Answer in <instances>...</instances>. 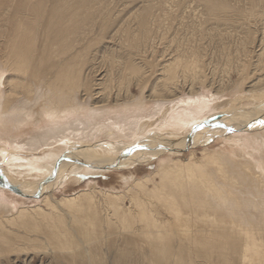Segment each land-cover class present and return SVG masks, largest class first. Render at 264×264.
Returning a JSON list of instances; mask_svg holds the SVG:
<instances>
[{
  "label": "rangeland",
  "instance_id": "rangeland-1",
  "mask_svg": "<svg viewBox=\"0 0 264 264\" xmlns=\"http://www.w3.org/2000/svg\"><path fill=\"white\" fill-rule=\"evenodd\" d=\"M19 1L22 0H15L16 3H19ZM25 1L27 2L28 0ZM32 1L35 3L33 14L35 13L34 16L37 20L41 19L40 22L38 21L39 25L41 26V22H44L43 20L46 22L42 24L38 46L33 51L31 50L33 57L34 54L38 56L35 59L32 57L31 64L33 65L34 63L38 71L49 67L50 63H44V55L46 48L51 47V43L45 41L46 39L55 40L56 38V33L53 31L54 23L50 19L55 18V16L56 19L63 16L66 20L64 31H66L67 35L69 34L70 37L72 36L67 42V44L71 45V53L67 52L65 55H57L54 61L62 62L61 65H63L65 70L71 67V69H77L78 66H81V86L77 85L78 88L77 86L71 87V85L63 87V84H59L60 80L55 78L58 69L50 70L49 75L48 73H43L36 77V79L29 76L30 83H32L31 90L33 89L32 93L34 95L32 94L29 96L26 94L27 92L23 90L20 97L18 96V99L22 100V103H17L18 101H16L15 104L14 102L12 103L15 105L14 107H16V103L20 107H27L22 109L17 105V108L20 109L17 110L16 108L17 111L12 107L14 113L11 114L12 116L10 115L11 120L7 121V125H13L11 130H2V125L6 124L4 123V117L2 118L0 116V173H10V177L13 176L22 182L38 183L41 181L42 184H44L47 177L53 175L54 178L51 181H47L46 186H44H53L54 189L52 191L57 197L65 194H73L92 184H96V186L104 189L124 191L129 185H132L136 179L146 176L154 177L155 171L167 161L178 158L189 159L192 154H194L195 159L202 161L204 159L202 149L203 147H207L209 150L221 149L224 151L225 149V151H228L233 157L237 154V159L240 161L244 159V156L249 155L258 164V169L260 168V172L264 175V139L260 138L258 140L257 134H255V132L264 134V123H262L264 122V84L253 87L257 79L261 76L262 78L264 77V54H260L264 51V0H51L53 3H49L51 2L50 0H38V3L37 0H29L30 3ZM54 1L56 3H54ZM2 2L1 4L0 0V6H2L1 8L3 10H6L9 6V2L8 0H2ZM208 3L215 5L226 4L227 6L234 7L236 10H243L244 14L250 11L251 16L247 15L246 17L243 16L242 18L238 17V19L229 20L228 25L224 23H218L219 25H214L213 22L206 23V19L209 16L207 8ZM57 4L58 6L60 5V7L64 5V9L61 11L62 13L60 12V7L56 8ZM54 7L56 8L55 11L53 10ZM84 8H89V11H86ZM72 10H75V13ZM76 13L77 15L80 13L81 16L80 14L77 16ZM45 14H47L46 18ZM92 14H94V16ZM17 16L18 15H16V17ZM14 17L15 16H11L12 21L16 20ZM203 17H205V19ZM142 18L147 23L146 33L142 31L144 28L141 26ZM86 19L88 20L86 21ZM90 20H94V23ZM2 21H0V24H3ZM58 21L59 20H55L57 25ZM84 21H86V26ZM103 28L107 29L104 30ZM1 30L2 28L0 29L2 34ZM82 31H86L83 33V36L81 34ZM10 32H14V29H10ZM43 33L44 35H42ZM80 36L81 38H79ZM77 38L80 41H78ZM244 38L247 39V44ZM75 40L77 41L76 43ZM83 40L86 42H83ZM88 40H91V42L93 41L92 46L90 41L89 43L87 42ZM0 41L3 47L6 46L5 38L2 37ZM79 42H83V44L87 46L83 44L79 45ZM240 42H243V45ZM74 44L77 45L75 46ZM137 44L139 46H137ZM73 46L74 49H78L74 51L72 48ZM81 46L84 47L82 48ZM195 47H199L196 49V52H198V50L201 52V54L198 52L200 54V64L205 65L203 66V70L201 66L198 69L202 70L207 81H204L202 74V80L200 77H196V79L192 80L191 74H188V78L184 80L185 78L181 70V74H179L180 84L177 85L178 88L172 87L176 90L179 89L177 90L178 99L173 100L176 104L173 101L168 103H171L170 105L175 104L171 106L172 109L170 108L171 110L169 111L172 112V114H169V117L175 114L173 118L174 121L171 119L168 121L169 123L166 124L168 118L161 116L162 119L160 118L153 127L146 130V127H142L139 121L142 118H148L154 114L161 113L159 111L163 110L165 106L164 103H156L150 100L149 96L151 89L156 87L163 91L164 94L167 93V95H169L172 93L163 90L165 81H162V79L164 80L166 76V72L163 69L167 68L166 65L168 61L170 60L169 62H171V60H174L173 58L176 57V55L179 56L182 54L183 56H180L183 58L190 59L189 56L192 51H195ZM90 48L92 49L90 50ZM242 49L247 52L245 53ZM85 50L88 51L89 54ZM186 50L189 52H186ZM77 51L78 53H75ZM77 54L79 55L77 56ZM186 54L188 55L186 56ZM224 54H226V56ZM247 54L248 57L246 56ZM81 56L82 59L84 58L83 60ZM227 56L228 58H226ZM128 61H134L138 66L142 65L141 67L144 69L142 75L138 76L132 74L130 72V66H128ZM4 62L5 58L1 57L0 75L3 76L1 84V90L3 91H1L2 96H0V103L6 95V86L3 81L5 79L7 80V78H12L14 74L4 65ZM84 63L85 66H83ZM76 65L77 67H75ZM83 67H85L84 70ZM31 68L33 67L31 66ZM51 76L53 78H50ZM47 78L49 79L47 80ZM192 81L194 85L191 83ZM182 82H184V84H182ZM50 84H52V88H50ZM191 85L195 87V92L202 96L201 99L204 98L201 100L203 103L199 102L203 105V109L201 107V111L196 114H193V104L190 103L191 105L189 104L188 107L186 106L189 103L188 99L191 97ZM220 89L222 90L221 92H219ZM215 92L220 96V98L218 97L219 99H217V97L215 98ZM83 93L86 95L82 96ZM141 93H144L145 96L141 97ZM132 94L137 100H124L125 96L131 97ZM175 95L173 92L171 94V99L175 98ZM71 96H73L72 98L74 99H72ZM104 98L109 100L107 104L101 105L104 104V102L96 103L99 106L93 104L94 100L101 101ZM180 99L181 101H179ZM52 100L55 103L52 102ZM119 100L124 102L119 104L116 102ZM24 103L26 104L24 105ZM30 103L34 104V106ZM154 103L157 104V106ZM48 104H51V106ZM94 106L96 108H94ZM33 107L35 108L33 109ZM134 108H136V110ZM189 108L192 109L190 110ZM27 109H30V111H27ZM182 109L185 112L189 111L187 112L188 115L179 111ZM40 110L45 115H42L41 120L39 118V114L42 113ZM50 110L51 113L49 112ZM52 111L58 114H54ZM84 112L89 116L84 114ZM131 112L132 114H130ZM24 113L26 115H24ZM48 113L54 115L50 118L47 116ZM32 114L34 119L31 121V118H33ZM72 114H75V116H72ZM82 114L84 115L82 116ZM140 114L141 117L139 119L138 116H140ZM14 116L16 117L14 118ZM84 116L86 117L84 118ZM58 118H60V120H58ZM228 118H231L235 123H242V119L244 120L247 118L244 124L247 122V126H249L246 130L230 124H228V127V125H226L229 123ZM27 120L28 122H26ZM130 121H134L136 124ZM176 121H178V123H176ZM77 122L81 123L78 124ZM86 123L90 126L85 125ZM126 123H128V125ZM158 123L164 124L161 125ZM223 126H227L228 128L225 129ZM136 127L138 129H136ZM76 128L79 129L77 130ZM202 129H207V131H209H202L205 133L204 135H206V137H202L205 138L204 141H206H202V146L199 145L196 148H192L193 150L186 149V147L184 148L183 146L178 148L172 147L175 145V141L179 140V136L195 134L197 131L199 133ZM224 130L228 132L226 131L225 134ZM211 133L214 134L211 135ZM154 134L158 136L156 138H151L150 136ZM160 136L161 139H159ZM229 136L233 137L228 139ZM154 146L156 148H154ZM166 147L172 148L165 149ZM88 151L92 153L88 159H95V165L91 167L85 166L86 168L83 169L77 167L81 158L88 153ZM77 152L80 155L84 154L79 158V156L76 155ZM94 155L96 157H94ZM118 157L126 158L129 162L138 160L141 157L142 159H140L139 163L134 165L125 162L121 165H116L119 167L110 169L99 167L100 162L102 164L108 159H113L110 163H114ZM149 157L153 159L148 160ZM65 158L68 160L65 161ZM144 158L147 160H144ZM61 161L63 164L60 167ZM210 169L214 170L215 168L212 166ZM154 180L159 181L158 178H154ZM247 188V193L244 192L245 196L248 197L247 199H249L250 202L255 200L254 202L256 203H248L249 207H236V210L238 213H246L247 227L252 226L260 230V233L255 236L259 238L261 236L264 240V202L261 203V200L259 201L253 195L249 187ZM4 204H6L5 207L1 206ZM22 205H39L46 209L41 197H27L16 191L4 188L2 185L0 186L1 223L4 222L3 224L10 227V224L6 220L7 215L9 216L16 212V209H12V206L17 208ZM255 207L257 208L255 209ZM258 210L259 212H257ZM251 217L256 220V222L254 221V225L249 219ZM43 226L41 227L43 228ZM169 228L178 231L179 226L171 224ZM46 230L49 231V228L47 227L44 231ZM41 234L39 237L41 241L39 239L37 240L35 235L32 236L36 239H32L33 241L23 242L19 240L18 243L20 248L18 247V250L11 249L9 246L3 247V253H0V264L90 263L83 256H77L76 254L68 252V250H61L60 248L53 249L52 246L50 249L42 240L45 232L42 236ZM5 235H7V232H5ZM12 237L15 238L14 235H12ZM111 237H109L110 239L108 238L109 240H103L104 242L97 241L92 244L93 246H91V248L94 255V261H92L94 263L90 264H149L148 257L144 256L147 247L150 246L149 242H141L138 244V238H131L132 236L129 237V235L126 233L124 234L122 231H115ZM177 240L176 238L173 244H175ZM127 246L129 247L128 249L126 248ZM96 249L97 251L98 249L99 251L102 250V252L100 251L101 253H98ZM97 254H100V256ZM237 256H239V254L234 253L232 258L238 259ZM256 258L255 264H264V262L258 259L257 254L255 256V259ZM216 259V261L219 260V258ZM236 264H240L239 260Z\"/></svg>",
  "mask_w": 264,
  "mask_h": 264
},
{
  "label": "bare ground",
  "instance_id": "bare-ground-1",
  "mask_svg": "<svg viewBox=\"0 0 264 264\" xmlns=\"http://www.w3.org/2000/svg\"><path fill=\"white\" fill-rule=\"evenodd\" d=\"M55 1H57V0H55ZM55 1H54V3H56ZM6 2H5V4H6ZM8 2H9V6L7 5L8 8L6 10H3L1 8L2 6H0V21L3 20L2 21L3 24H0V29L2 28V30H1L2 34L0 32V40L2 39V37L6 39V46L3 47L2 44H0V58L1 57L5 58L4 65H6L11 70V72H13L14 74H13L12 78H7V80L5 79L3 81L4 85L6 86V95L4 94L5 97L2 99V102L0 103V116L2 118L4 117V123L6 125H2V130H11L13 125H7L8 124L7 121L11 120L10 115L12 113H14L12 111L13 110L12 107L15 108V110H16L17 105H18L17 103H20V102L22 103V100H20L18 98L20 97L23 90H24V92H27L26 94L29 96H31L33 94L32 93L33 89L31 90L32 83H30V80H29L30 77L29 76L36 79V77H38L39 75H41L43 73H48V75H49L50 70L58 69L57 73L55 74V78L60 80L59 84H63V87L64 86H70V85H71V87L72 86L75 87L77 85L81 86V78H82V73H81L82 67L81 66L77 67V65H76L75 67H77V69H71L72 67L69 66L71 68H68L65 70L63 65H61L62 62L54 61V60H56L57 55L58 56L65 55L67 52H70V50H71V45L67 44V42L69 41V39L72 36L70 37L69 34L67 35L66 31H64L65 30L64 24L66 23V20L63 18V16L62 17L60 16L59 18L56 19V16L54 15L55 18L50 19L54 23L53 31L56 33V38H55V40L46 39L45 42H47V43L50 42L51 47L46 48L45 55H44L45 56V62L44 63H46V64L50 63V64H49V67H46L45 69L38 71V69L35 68V64L34 63H33V65L31 64V59L33 57L31 50L33 51L38 46V43L40 41L41 27H42V24H44L46 21L43 20L44 22H41L42 23L41 26L39 25V22L41 19L37 20L34 16L35 13L33 14V9L35 6L34 1L31 2L32 5L29 2V0L27 2L25 0H22V1H19V3H16L15 0H8ZM2 3L3 2L1 0V4ZM37 3H38V0H37ZM49 3H53V2L51 1ZM42 6H44V5H42ZM52 7H51V9H52ZM59 7H60V5L58 6V4H57L56 8H59ZM56 8L54 7L53 10L55 11ZM207 8H208L209 16L206 19V23L213 22L214 25H219L218 23H224V24L228 25L229 20H234L235 18L238 19V17L242 18L243 16L246 17L247 15L251 16L250 11H247V13L244 14L243 10H240V9L236 10L234 7L227 6L226 4H216L215 5L212 3H208ZM63 9H64V5H63V7H60V12ZM66 9H68V8H66ZM88 9L89 8H87L85 10L87 11ZM66 11H65V13H66ZM70 11H71V8H70ZM72 11H74V13H75V10H72ZM46 13H47V11H46ZM56 13H57V10H56ZM58 13H59V9H58ZM86 13H89V12H86ZM81 14H82V12H81ZM81 14H80V16H81ZM16 15H18V16L16 17ZM46 15L47 14H45V18H46ZM71 15H74V14H71ZM76 15H77V13H76ZM92 15L94 16V14H92ZM11 16H15L14 19H16V20L12 21ZM85 16H87V15H85ZM90 17H91V15H90ZM47 18H48V16H47ZM203 18L205 19V17H203ZM72 19L74 20L73 17H72ZM55 20H59L58 25L56 24ZM87 20L88 19H86V21ZM86 21H84L85 26H86ZM203 21H205V20H203ZM91 22L94 23V20ZM82 23H80V24H82ZM107 25H109V24H107ZM90 26H91V24H90ZM141 26L144 27L142 29V31L146 33L147 32V23L145 22V20L143 18H142ZM105 27H106V25H105ZM107 28H103V29L106 30ZM10 29H14V32H10ZM84 32H86V31H84ZM84 32L83 31L81 32L82 36H83ZM44 33L42 35H44ZM77 36H79V35H77ZM79 38H81V36ZM82 39H83V37H82ZM244 39H246V38H244ZM91 40H88L87 42L89 43V41L91 42ZM78 41H80V40L78 39ZM84 41L85 40H83V42ZM76 42L77 41L75 40V43ZM83 42L82 43L79 42L80 43L79 45H82ZM92 42H91V46H92ZM251 42H252V40H251ZM240 43H242V45H243V42H240ZM246 44H247V39H246ZM74 45L76 46L77 44H74ZM79 45H78V48H79ZM83 45L85 46L86 44H83ZM137 46H139V45L137 44ZM32 47H33V49H32ZM72 48L74 49V46ZM78 48L74 49V51H76ZM193 48H194V46H193ZM197 48H199V47H195V51L191 52V55L189 56L190 59L183 58L182 54H180L182 56L176 55V57L173 58L174 60H171V62H169L170 60L168 61V64L166 65L167 68L163 69L166 72V76L164 77V80L162 79V81H165L163 90H167V91L172 92V93L174 92V95L175 94L176 95H175V98L171 99L172 93L167 95V93L164 94L163 91H161L160 89H158L156 87H153L151 89L150 96H149L150 100H153L156 103H158V102L164 103L165 106L163 105L164 109L159 111L161 113L154 114L152 116H149L148 118H142L139 121V124L144 128L146 127V130L153 127V125L156 124V122L161 118V116H165L166 118H168V120H166L167 121L166 124H168L169 123L168 121H170L171 119L174 118L175 114L172 115V117L171 116L169 117V114H172V112H169V111L172 109L171 106L172 105L174 106L176 104L173 100L178 99L177 98L178 97L177 90H179V89L176 90V89H173L172 87L178 88L177 85L180 84L179 83L180 82V79H179L180 75L179 74H181L180 73L181 70H182L183 77L185 79L182 76L181 77L184 80H186V78H188V74H191V78H193L192 80L196 79V77H200V79L203 77L204 81H207L205 74L202 73L203 66H205V65L200 64L199 56H200L201 52L199 50H198V52H200V54L198 52H196ZM91 49L92 48H90V50ZM190 49H192V48H190ZM87 50H88V48H87ZM78 51L75 53H78ZM243 51H245V50H243ZM3 52H5V53H3ZM37 52H38V50H37ZM86 52L88 53V51H86ZM90 52H92V51H90ZM186 52H189V51L186 50ZM246 52L247 51H245V53ZM248 54H249V52H248ZM248 54L246 55L247 57H248ZM260 54H264V51ZM37 55H39V54H37ZM78 55L79 54H77V56ZM187 55L188 54H186V56ZM224 55L226 56V54H224ZM228 56L226 58H228ZM36 57H38V56H35V54H34L33 58L35 59ZM81 59H82V56H81ZM81 59H79V60H81ZM85 59H87V58H85ZM63 62H64V60H63ZM31 66L33 68H31ZM83 66H85V63ZM128 66H130V72L134 75L140 76L144 72L143 67H141L142 65L138 66V64H135L134 61L133 62L128 61ZM200 66H201L202 70L198 69ZM243 66H244V63H243ZM84 69H85V67H83V70ZM1 70H3V69H1ZM4 71H5V69H4ZM127 71H129V70H127ZM201 74H202V77H201ZM9 76H11V75H9ZM52 76L50 78H53ZM2 79H3V76L0 75V96H2L1 91H3V90H1ZM48 79L49 78H47V80ZM40 80H41V77H40ZM191 83H193V81ZM182 84H184V82H182ZM261 84H264V77L262 78V76L259 79H257V81H255V83L253 84V87H256L257 85H261ZM51 85L52 84H50V86ZM193 85H194V83H193ZM193 85L190 86V90H191L190 96L191 97L189 99L187 98L189 103L188 104L186 103L187 104L186 106L188 107L190 103L193 104L194 112L193 111L192 112H193V114H196L197 112L201 111V107L203 105L200 104L199 102L203 103V101H201V100L204 98L201 99L202 96L197 94V92H195V87ZM43 86H44V84H43ZM47 86H49V85H47ZM78 86H77V88H78ZM52 87L53 86H51L50 88H52ZM42 88H45V87H42ZM221 89L219 92L222 91ZM66 90H68V89L66 88ZM167 91H165V92H167ZM47 92H48V90H47ZM68 92H69V90H68ZM83 92H84V90H83ZM216 92H215V98L217 97V99H219L220 96ZM38 95H37V97H38ZM85 95H86L85 93L82 94V96H85ZM140 96L144 97L145 95H144V93H141ZM50 97H51V95H50ZM72 97L73 96H71V98ZM72 99H74V98H72ZM135 99L137 100V98H135L132 94L131 97L125 96L124 100L134 101ZM33 100H34V98H33ZM144 100H145V98H144ZM16 101H18V102L16 103V107H14L15 106L14 104ZM38 101H39V99H38ZM170 101H173L175 104H172V105H170L171 103L168 104ZM179 101H181V99ZM13 102H14V104H12ZM52 102H54V101L52 100ZM99 102H101V103L104 102V104H101V105H105V104H107V102H109V100H107L105 98L102 99L101 101L94 100L93 104L95 106H99L98 104H96ZM116 102L120 104L121 102H124V101L119 100ZM185 102H186V99H185ZM81 103H82V101H81ZM141 103H142V101H141ZM204 103H205V100H204ZM25 104L26 103H24V105ZM30 104H32V103H30ZM65 104H68V103L66 102ZM20 105H22V104H20ZM155 105L157 106V104H155ZM159 105H161V104H159ZM212 105H213V103H212ZM32 106H34V104H32ZM49 106H51V104ZM86 106H87V104H86ZM95 106H94V108H96ZM176 106H178V105H176ZM18 107H20V106L18 105ZM24 107L21 106L20 108L24 109ZM34 108L35 107H33V109ZM90 108H92V107H90ZM18 109L19 108H17V110ZM134 109L136 110V108H134ZM202 109H203V107H202ZM27 111H30V109L29 110L27 109ZM37 111H38V109H37ZM56 111H57V109H56ZM179 111L184 112L185 114H187V112H189V111L185 112V111H183V109L179 110ZM22 112H23V110H22ZM49 112L51 113V110ZM181 112H178V113H181ZM61 113H59V114H61ZM28 114H30V113H28ZM37 114H38V112H37ZM46 114H47V112H46ZM54 114H58V113H54ZM84 114L87 115V113H85V112H84ZM84 114H82V116ZM89 114H91V113H89ZM130 114H132V112ZM24 115H26V114L24 113ZM42 115H44L43 112L39 114L40 120L42 118ZM53 115L48 113L47 116H49L51 118ZM127 115H128V112H127ZM176 115H177V113H176ZM32 116H33V114H32ZM72 116H75V114L74 115L72 114ZM87 116H89V115H87ZM193 116H195V115H193ZM214 116H215V114H214ZM1 117H0V122H1ZM15 117L16 116H14V118ZM85 117L86 116H84V118ZM140 117H141V114H140V116H138V118L140 119ZM176 118H180V117H176ZM33 119H34V116H33V118H31V121ZM235 119H237V118H235ZM245 119H247V118H245ZM245 119L244 120L242 119V121H243L242 123H237V122L235 123L233 120H231V118H228L229 123H227L226 125L230 124V125H233L235 127H240L242 129L246 130L249 125L247 126V124H248L247 122L244 124ZM29 120H30V117H29ZM46 120H47V118H46ZM50 120H52V119H50ZM58 120H60V118H58ZM136 120H135V122H136ZM173 121H174V119H173ZM26 122H28V120ZM73 122H74V120H73ZM130 122L132 123L134 121H130ZM216 122H217V120H216ZM80 123H78V124H80ZM128 123H126V124L128 125ZM176 123H178V121H176ZM29 124H30V122H29ZM135 124H133V125H135ZM158 124L162 125L164 123H158ZM47 125H48V123H47ZM85 125H89V124L86 123ZM20 126H21V124H20ZM212 126H213V124H212ZM223 127L226 129L229 127V125H228V127L227 126H223ZM79 128H76V129L78 130ZM109 128H111V127H109ZM209 128L212 129L211 127H209ZM209 128H208V130H209ZM18 129H19V127H18ZM136 129H138V128L136 127ZM139 129H140V126H139ZM163 129H164V127H163ZM203 130L207 131V129L206 130L202 129V130H200L199 133L197 131L195 134L193 133V134H187V135H184L181 137L179 136V140H176V141L174 140L175 145L173 144L174 146H172V147L178 148L180 146H183L184 148L186 147V149L190 150L192 148H196L199 145L202 146V141H204V139H205L202 137H204V136L206 137V135H204L205 133L202 132ZM120 131H121V129H120ZM138 131H140V130H138ZM210 131H212V130H210ZM226 131L224 130V133ZM207 132H209V131H207ZM214 133H211V135ZM255 134H257L256 136L258 137V140L260 138L264 139V134H262L260 132H255ZM157 136L158 135L154 134L150 137L156 138ZM150 137H148V138H150ZM232 137L233 136H229L228 139H230ZM159 139H161V136L159 137ZM249 139H250V137H249ZM204 142H206V141H204ZM176 144H178V145H176ZM172 147H166L165 149H169ZM253 147H255V146H253ZM154 148H156V147L154 146ZM180 149H183V148H180ZM222 149H224V148H222ZM77 151H79V150H77ZM161 152H163V151H161ZM202 152H203V156H204V159L202 161L195 159L194 154H192L189 157V159H181V158L173 159V160L169 159L170 161L165 162L164 164H162L160 166V168H158V170L155 171L154 177L146 176V177H142L140 179H136V180H134V183L132 185H129L127 187V189H125L124 191L104 189V188H100V187L96 186V184L95 185L92 184L91 186H87L86 188L81 189V190H79L73 194H65V195H62L60 197H57L56 194L52 191L54 189L53 186L51 187V185H49V186L45 187L46 182H44V184H42L41 181L38 183L37 182L36 183L22 182L16 178H14L13 176L10 177L9 176L10 173L8 174L6 172H3V173H5V174H3L1 172L0 173V186L2 185V187H4V188L10 189L11 191H16L17 193L22 194V195L27 196V197H29V196H31L32 198L41 197L43 205L46 206V209L43 208L42 206H39V205H34V206L22 205V206L17 207V208L12 206V209H16V212H14L12 215H9V216L7 215V217H6L7 222L10 224V227H8L6 224H3L4 222L3 223L0 222V253H3V247H5V246H9L11 249L18 250V247L20 248V245L18 243L19 240H21L23 242L36 240L35 238H37V240H38L40 237V234L41 233L43 234L45 232L42 240L46 243L47 246L50 247V249L52 246L53 249H59L60 248L61 250H68V252H71L72 254H76L77 256L78 255L83 256L90 263H94L93 262L94 261V259H93L94 255L92 253V248H91V246H93L92 244L97 242V241L98 242H104L106 240H109L110 239L109 237H111L115 233V231L116 232L122 231L124 234L126 233L127 235H129V237L132 236L131 238H135V237L138 238V241H139L138 244H140L141 242H149L150 243V246L147 247L146 252L144 253V256H147L149 259V261H148L149 264H219V263L220 264H236L238 262V260H239L240 264H255V260H257V258L255 259L256 254H257L258 259L260 261L264 262V240L262 239L261 236H260V238L255 236L256 234L260 233V230H257L255 227H252V226L247 227L248 223H246L247 222L246 213H238V211L236 210V207H241V206L245 207V206H248V203H256V202H254L255 200H252L253 202H250V200L247 199L248 197L245 196L244 192H246L248 190L247 187H249V189L252 191L253 195L259 201L261 200V203L264 202V177H263L264 175L262 174V172H260V170H259L260 168L258 169V167H259L258 164L249 155L244 156V159L240 161L239 159H237V156H238L237 154L234 155V157H233L231 154L228 153V151H225V149H224V151H222L221 149L209 150L207 147H205V148L203 147ZM88 153H86L81 158V156L84 153L82 155H80L77 152L76 155H78L79 158H81V161L78 160L79 163H78L77 167L83 169V168L91 167L92 165H95V161H94L95 159L94 160L88 159V157L91 156L92 153L90 151H88ZM152 154H155V153H152ZM94 157H96V156L94 155ZM98 157H100V156H98ZM154 158H156V157H154ZM140 159H142V157ZM140 159L135 160L133 162H129L126 158L118 157V159H116V161L114 163H110L113 159H108V160H106V162L104 160L105 163H102V164L99 161L100 162L99 167L110 169V168H113L114 165H115L114 167H119L116 165H121L125 162L131 163L132 165H134V164L139 163ZM149 159L151 160L153 158L149 157L148 160ZM67 160L68 159L65 158V161H67ZM144 160H147V159L144 158ZM262 162H263V159H262ZM62 164H63V162L61 161L60 167ZM211 165L215 168L214 170L210 169V168H212ZM154 178H158L159 181H155ZM218 178H219V180H218ZM7 205H9V204H7ZM1 206L5 207L6 204L1 205ZM256 208L257 207H255V209ZM257 212H259V210ZM249 219L254 225V223L256 222L255 218L251 217ZM171 224L179 226L178 231L169 228V225H171ZM43 225L44 226L46 225L49 228V231L48 230L44 231L45 229H47V227L46 226L44 227ZM41 226H43L44 229ZM117 230H119V231H117ZM5 232H7V235H5ZM42 234H41V236H42ZM12 235H14L15 238H13ZM33 235H35L36 237L33 238L32 237ZM176 238L178 240L175 244H173V242L176 240ZM98 248H100V247H98ZM126 248L128 249L129 247L127 246ZM23 249H24V247H23ZM100 251L102 252V250H100ZM100 251H99V249H98V251L96 249V252L101 253ZM234 253L239 254V256H237L238 259L232 258ZM97 255L100 256V254H97ZM66 256H67V254H66ZM216 258H219L220 262H219V260L216 261L217 260ZM86 259H84V260H86ZM99 259H100V257H99ZM146 261H147V258H146ZM129 263H131V262H129Z\"/></svg>",
  "mask_w": 264,
  "mask_h": 264
},
{
  "label": "water",
  "instance_id": "water-1",
  "mask_svg": "<svg viewBox=\"0 0 264 264\" xmlns=\"http://www.w3.org/2000/svg\"><path fill=\"white\" fill-rule=\"evenodd\" d=\"M115 166V165H114ZM113 166V167H114ZM54 178V176L52 175L51 177H47V179L45 180V182H47V181H50L51 179H53Z\"/></svg>",
  "mask_w": 264,
  "mask_h": 264
},
{
  "label": "snow or ice",
  "instance_id": "snow-or-ice-1",
  "mask_svg": "<svg viewBox=\"0 0 264 264\" xmlns=\"http://www.w3.org/2000/svg\"><path fill=\"white\" fill-rule=\"evenodd\" d=\"M262 123H264V122H262Z\"/></svg>",
  "mask_w": 264,
  "mask_h": 264
}]
</instances>
